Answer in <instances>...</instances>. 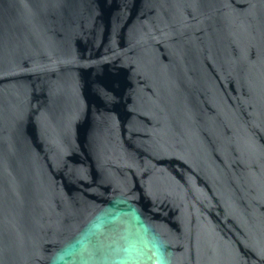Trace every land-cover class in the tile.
Instances as JSON below:
<instances>
[{"label": "water", "instance_id": "water-1", "mask_svg": "<svg viewBox=\"0 0 264 264\" xmlns=\"http://www.w3.org/2000/svg\"><path fill=\"white\" fill-rule=\"evenodd\" d=\"M0 264H264V0H0Z\"/></svg>", "mask_w": 264, "mask_h": 264}]
</instances>
